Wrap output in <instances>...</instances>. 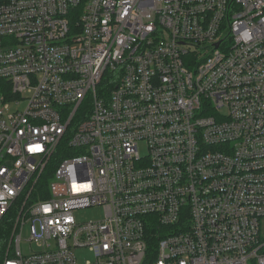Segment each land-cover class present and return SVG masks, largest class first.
I'll return each mask as SVG.
<instances>
[{"label":"built area","instance_id":"built-area-1","mask_svg":"<svg viewBox=\"0 0 264 264\" xmlns=\"http://www.w3.org/2000/svg\"><path fill=\"white\" fill-rule=\"evenodd\" d=\"M12 208L2 264H264V0H0Z\"/></svg>","mask_w":264,"mask_h":264},{"label":"trees","instance_id":"trees-1","mask_svg":"<svg viewBox=\"0 0 264 264\" xmlns=\"http://www.w3.org/2000/svg\"><path fill=\"white\" fill-rule=\"evenodd\" d=\"M66 148V142L61 141L60 145L56 151V154L53 156L50 164L46 167L43 174L40 176L38 187L41 189H46L48 180L52 177V173L55 168L56 160L58 159L60 153L63 152ZM16 215V210L12 208L7 216L0 223V264L3 263L6 253L9 248V238L12 230V220Z\"/></svg>","mask_w":264,"mask_h":264},{"label":"rangeland","instance_id":"rangeland-1","mask_svg":"<svg viewBox=\"0 0 264 264\" xmlns=\"http://www.w3.org/2000/svg\"><path fill=\"white\" fill-rule=\"evenodd\" d=\"M103 217V210L101 208H89L85 210L78 211L75 214V219L78 222H85L89 220H100ZM28 240V232L25 229L24 234L22 235L21 241V252L24 256H27L31 253V251H36L37 247L35 244H29ZM75 256L79 264H83L89 260H92V255L88 252L87 249H75Z\"/></svg>","mask_w":264,"mask_h":264}]
</instances>
